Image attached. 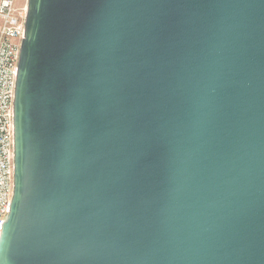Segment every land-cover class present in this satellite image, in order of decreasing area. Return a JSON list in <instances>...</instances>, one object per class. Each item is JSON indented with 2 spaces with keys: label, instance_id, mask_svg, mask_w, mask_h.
<instances>
[{
  "label": "water",
  "instance_id": "water-1",
  "mask_svg": "<svg viewBox=\"0 0 264 264\" xmlns=\"http://www.w3.org/2000/svg\"><path fill=\"white\" fill-rule=\"evenodd\" d=\"M0 264H264V0H28Z\"/></svg>",
  "mask_w": 264,
  "mask_h": 264
},
{
  "label": "built area",
  "instance_id": "built-area-1",
  "mask_svg": "<svg viewBox=\"0 0 264 264\" xmlns=\"http://www.w3.org/2000/svg\"><path fill=\"white\" fill-rule=\"evenodd\" d=\"M27 7L0 0V237L10 215L15 189L14 104Z\"/></svg>",
  "mask_w": 264,
  "mask_h": 264
},
{
  "label": "rangeland",
  "instance_id": "rangeland-1",
  "mask_svg": "<svg viewBox=\"0 0 264 264\" xmlns=\"http://www.w3.org/2000/svg\"><path fill=\"white\" fill-rule=\"evenodd\" d=\"M28 6V0H17V7L19 10H23ZM1 24V21H0Z\"/></svg>",
  "mask_w": 264,
  "mask_h": 264
}]
</instances>
